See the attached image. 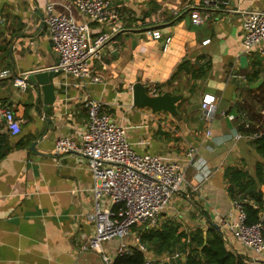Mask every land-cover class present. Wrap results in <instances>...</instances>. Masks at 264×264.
<instances>
[{
	"label": "crops",
	"instance_id": "crops-1",
	"mask_svg": "<svg viewBox=\"0 0 264 264\" xmlns=\"http://www.w3.org/2000/svg\"><path fill=\"white\" fill-rule=\"evenodd\" d=\"M48 2L54 12L75 22L86 19L70 0H0V73L7 71L0 76V106L9 107L19 120V131L12 133L0 116V264H104L98 251L79 250L94 232L93 181L87 159L79 153L54 151L60 137L81 143L88 121L87 99L104 103L111 119L126 129L136 152L157 155L183 168L184 182L155 226L171 221L177 233L189 234L200 227L206 234L209 226L217 224L228 250L264 264L229 231L228 223L235 217L223 176L227 167L252 170L261 159L250 144L260 131L243 134L234 118L238 104L256 103L264 93V58L260 56L259 76L247 81L244 69H250L253 54L259 55H246L241 43L243 12L260 9L264 0H217L210 7L198 6L201 0H117L113 8L121 25L118 31L114 33L111 24L90 23V41L104 34L111 37L102 46L100 59L90 62L91 72L101 73L102 81L62 72L54 77V103L43 109L41 99L34 102L33 88L28 85L20 91L12 78L57 63L47 27L41 26ZM188 4L201 13L208 11L209 17L193 24ZM155 29L161 38L152 36ZM166 37H170L167 45ZM241 55L247 56L245 67L240 66ZM185 61L195 68L205 65L204 75L194 78L191 72H182L167 84ZM136 79L150 90L163 85L162 93L180 94L176 103L180 118L133 106L130 89ZM204 94L214 96L216 111L210 122L201 109ZM236 132L241 136L236 137ZM190 147L211 170L195 189V169L187 156ZM261 191L264 200V184ZM184 241L181 238L161 253L144 245V259L150 264H183ZM121 242L136 247L139 231L131 229L122 239L101 242L111 264Z\"/></svg>",
	"mask_w": 264,
	"mask_h": 264
},
{
	"label": "built area",
	"instance_id": "built-area-1",
	"mask_svg": "<svg viewBox=\"0 0 264 264\" xmlns=\"http://www.w3.org/2000/svg\"><path fill=\"white\" fill-rule=\"evenodd\" d=\"M70 1L85 16L84 21L75 22L69 15L54 12L51 2L45 7L43 20L57 54V63L50 68L74 77H86L91 82H101V73L91 72L90 62L100 59L101 48L111 37L104 34L90 41V23L111 24L113 32L118 31L121 25L113 8L117 0ZM216 1L201 0L198 6L210 7ZM186 7L191 8L190 18L195 25L203 23L210 15L208 11L201 13L198 7L192 8L189 4ZM241 26V43L245 54L257 52L264 58V5L260 9L244 11ZM152 36L161 38V32L152 30ZM169 41L170 37H166L165 45ZM6 74L7 71H2L0 76ZM28 74L25 72L13 76L12 84L24 91L28 86ZM150 93L158 94L154 87ZM85 108L88 121L81 143L77 144L70 137H60L54 142V151L56 154L79 153L86 157L93 181L91 192L94 211L90 216L94 222V232L84 239L79 250H96L104 264H111L110 258L100 249L101 242L126 237L134 225L155 226L161 212L184 182L183 168L176 162H164L157 155L136 152L128 141L126 129L111 119L102 101L87 99ZM201 109L203 118L210 122L216 111L213 95H203ZM0 116L10 132L19 131V120L9 107L0 106ZM205 134L210 135L209 128ZM235 136L240 137L241 134L236 132ZM187 156L195 169V189L211 174V170L194 147L188 149ZM232 204L235 218L228 223L229 231L244 248L264 260L262 221L246 224L241 205L237 202ZM137 247L142 252L146 250L140 243ZM131 252L132 248L121 242L117 246L116 257ZM150 263V259H145L143 264Z\"/></svg>",
	"mask_w": 264,
	"mask_h": 264
},
{
	"label": "trees",
	"instance_id": "trees-1",
	"mask_svg": "<svg viewBox=\"0 0 264 264\" xmlns=\"http://www.w3.org/2000/svg\"><path fill=\"white\" fill-rule=\"evenodd\" d=\"M263 69V61L260 56L253 54L251 67L245 68V78L247 81L255 80ZM206 70L205 65H198L196 68L186 61L181 63L172 79L182 72H191L192 77H202ZM163 85H155V90L162 93ZM263 86L259 87L262 89ZM256 103L238 104L234 125L243 134L251 135L260 131L258 136L251 139L250 144L260 156L252 170L242 167H227L224 170L226 192L232 202L241 205L245 212L246 224H255L260 220L264 226V200L261 186L264 184V93L257 96ZM258 103V104H257ZM258 128V129H257ZM2 140H0L1 142ZM133 231H139V242L142 245L153 247L157 253L169 251L172 245L185 239L182 243L186 252L183 264H262L251 262L247 257L235 254L228 250L223 235L212 225L203 234V230L198 227L189 234L177 233V225L171 221L148 228L145 225L132 226ZM264 241V231L262 232ZM144 252L138 247L132 248L131 254L117 256L112 264H143ZM256 261V262H257Z\"/></svg>",
	"mask_w": 264,
	"mask_h": 264
},
{
	"label": "water",
	"instance_id": "water-1",
	"mask_svg": "<svg viewBox=\"0 0 264 264\" xmlns=\"http://www.w3.org/2000/svg\"><path fill=\"white\" fill-rule=\"evenodd\" d=\"M41 26L46 29V23L43 20V15L41 16ZM239 62L241 67L247 65V56L241 55L239 57ZM61 70H55L52 68L41 69L32 71L28 74L27 83L33 88L34 102L38 103L41 99L43 103V109H46L49 105L53 104L55 101V84L54 77L60 75ZM131 101L133 106L138 108H149L153 113L164 111L172 116L179 119L178 111L176 108V103L181 99L180 94H171L169 92L158 93L153 95L150 93V87L143 84L140 79L131 85ZM220 232V228L217 224L212 225Z\"/></svg>",
	"mask_w": 264,
	"mask_h": 264
}]
</instances>
